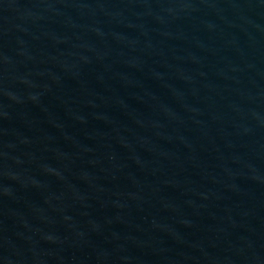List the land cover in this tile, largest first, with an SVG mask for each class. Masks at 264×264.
<instances>
[{"label":"water","instance_id":"obj_1","mask_svg":"<svg viewBox=\"0 0 264 264\" xmlns=\"http://www.w3.org/2000/svg\"><path fill=\"white\" fill-rule=\"evenodd\" d=\"M0 264H264V0H0Z\"/></svg>","mask_w":264,"mask_h":264}]
</instances>
